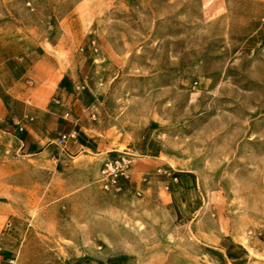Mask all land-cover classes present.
Segmentation results:
<instances>
[{
	"label": "rangeland",
	"instance_id": "1",
	"mask_svg": "<svg viewBox=\"0 0 264 264\" xmlns=\"http://www.w3.org/2000/svg\"><path fill=\"white\" fill-rule=\"evenodd\" d=\"M32 51L104 92L84 118L99 134L66 165L0 126L2 256L264 264V0H0V60ZM121 154L131 178L107 193Z\"/></svg>",
	"mask_w": 264,
	"mask_h": 264
},
{
	"label": "crops",
	"instance_id": "2",
	"mask_svg": "<svg viewBox=\"0 0 264 264\" xmlns=\"http://www.w3.org/2000/svg\"><path fill=\"white\" fill-rule=\"evenodd\" d=\"M31 55H35L33 51L23 58L15 59V55L0 60L3 87L0 98V126L20 139L27 155L35 157H52V145L56 143V138L61 134L77 131L76 139L79 137V143L76 153L71 152L68 145L65 149L58 147L59 156L65 159L61 162L70 165L69 159L75 154L96 150L97 142L92 141L86 134L99 132L87 125L84 118L87 117V111L102 104L104 92L98 87L86 89L83 85L85 89H81L79 85L76 86L80 65L73 68L72 64L64 65L61 68L46 56L41 58ZM46 58L49 59L48 63ZM22 71L24 72L21 74ZM29 81L42 84L32 88L33 86L28 84ZM54 99H59L62 105L55 106ZM66 113L70 116L65 117ZM19 123L24 125L23 132L19 131ZM5 206L9 204L0 202V212ZM12 207L18 216H27L20 204L13 203ZM97 214L100 215V211H97ZM2 216L0 213V222ZM13 256L15 255H0V259L7 261ZM19 256L18 253V260Z\"/></svg>",
	"mask_w": 264,
	"mask_h": 264
},
{
	"label": "built area",
	"instance_id": "3",
	"mask_svg": "<svg viewBox=\"0 0 264 264\" xmlns=\"http://www.w3.org/2000/svg\"><path fill=\"white\" fill-rule=\"evenodd\" d=\"M95 41L92 42V46L95 47ZM30 86L34 85L33 81H29ZM85 89V86L80 87ZM53 104L55 106H61L62 103L59 99H54ZM70 114L66 113L65 117H69ZM19 131H24V125L19 123ZM77 131H73L69 134H61L56 140V146L65 149L71 140L76 139ZM133 166L132 156L129 154H121L116 158L109 160L105 163L103 170L101 172V185L103 191L107 193H119L122 190L121 181L130 180L131 178V168ZM177 180V179H175ZM11 224L8 223L7 228H10ZM4 249L0 246V255H2ZM18 255L9 258L7 261L0 259V264H17Z\"/></svg>",
	"mask_w": 264,
	"mask_h": 264
}]
</instances>
